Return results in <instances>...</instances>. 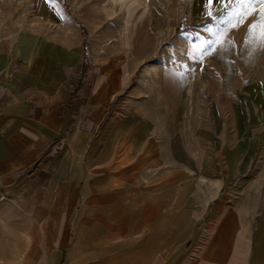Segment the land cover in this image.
<instances>
[{
  "label": "crops",
  "instance_id": "0c3cea01",
  "mask_svg": "<svg viewBox=\"0 0 264 264\" xmlns=\"http://www.w3.org/2000/svg\"><path fill=\"white\" fill-rule=\"evenodd\" d=\"M57 57L30 37L0 54V264H264V148L254 154L260 187L200 203L192 175L142 154L149 137L134 121L95 136L87 130L108 108L80 128L79 93L71 120L66 78L76 59ZM253 92L264 115V78ZM255 130L254 144H264V126Z\"/></svg>",
  "mask_w": 264,
  "mask_h": 264
},
{
  "label": "rangeland",
  "instance_id": "374dc122",
  "mask_svg": "<svg viewBox=\"0 0 264 264\" xmlns=\"http://www.w3.org/2000/svg\"><path fill=\"white\" fill-rule=\"evenodd\" d=\"M207 11L205 0H0V54L30 37L53 45L68 64L76 59L66 92L82 64L87 70L77 126L89 125L91 111L102 105L108 111L88 132L104 136L112 121H134L133 131L149 137L142 154L167 171L192 175L198 202L229 190L236 200L240 186L262 185L255 181L254 154L264 144L254 143L264 115L253 90L264 78V42L258 33L248 39L257 15L233 28L244 11L234 5L197 25ZM82 44L84 57L76 50ZM239 154L251 158L240 161ZM227 163L236 171L230 180Z\"/></svg>",
  "mask_w": 264,
  "mask_h": 264
},
{
  "label": "snow or ice",
  "instance_id": "6c2138e0",
  "mask_svg": "<svg viewBox=\"0 0 264 264\" xmlns=\"http://www.w3.org/2000/svg\"><path fill=\"white\" fill-rule=\"evenodd\" d=\"M217 5L218 9H214L213 5ZM239 6L244 9L241 14V20L231 25V27L235 28L239 25L243 24L245 20L252 17L254 14L257 15V18L253 20L251 24H249V35L248 39L251 41L252 35L254 33H258L262 42H264V0H205V8L208 9L207 15L211 19H216L213 15L214 10L224 11L231 6ZM258 9V12H257ZM239 14V13H238ZM211 31V29H208ZM212 41H202L201 44H211ZM264 46V43H262Z\"/></svg>",
  "mask_w": 264,
  "mask_h": 264
},
{
  "label": "trees",
  "instance_id": "16d2710c",
  "mask_svg": "<svg viewBox=\"0 0 264 264\" xmlns=\"http://www.w3.org/2000/svg\"><path fill=\"white\" fill-rule=\"evenodd\" d=\"M210 21V18H206L205 20H203L202 22L198 23L197 25H202L204 23H207ZM85 56V49H84V44H83V51H82V57ZM86 74H87V70L85 68V66L82 64L81 66V70H80V75L78 77V84L74 87L73 89V94L71 96V99L68 103V107H69V111H70V115H71V120H73V115L74 113L76 112V109H77V104L75 103V100L76 98L78 97V93L81 91L82 87H83V83L85 81V77H86ZM58 141L54 142L53 145L57 144ZM50 146V148L47 150V152H49V150L53 147Z\"/></svg>",
  "mask_w": 264,
  "mask_h": 264
}]
</instances>
